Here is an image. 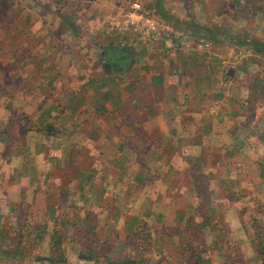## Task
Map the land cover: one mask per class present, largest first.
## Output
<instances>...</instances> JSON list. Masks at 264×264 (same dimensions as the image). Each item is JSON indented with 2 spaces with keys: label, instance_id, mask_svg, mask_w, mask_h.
Returning a JSON list of instances; mask_svg holds the SVG:
<instances>
[{
  "label": "rangeland",
  "instance_id": "374dc122",
  "mask_svg": "<svg viewBox=\"0 0 264 264\" xmlns=\"http://www.w3.org/2000/svg\"><path fill=\"white\" fill-rule=\"evenodd\" d=\"M158 2L159 0H0V129H9L7 116L11 112L10 104L16 97L19 100L18 97L22 94L31 96L46 82L61 85L55 97L54 94L49 97L51 90L45 89L47 99L55 100L62 115V120L56 119L53 123L45 124L44 129L48 132L53 127L52 132L50 131L52 135L57 132L67 135L70 129L78 127L77 119H82L81 123L83 119L89 123L99 118L108 120L111 116L105 113L106 105L116 104L122 96L126 97V101L130 100L131 104L134 97L140 98L142 116L145 117V107L154 101L153 93L156 91L161 96L164 95V88L152 83L150 75L156 71H165L168 64L174 61L175 53L179 57L199 56V67L202 70L216 63L214 89L222 81L230 82L228 84L241 90L239 92L244 94H239L236 103L239 108L249 111L246 112V116L249 113L246 120L254 117L253 110L258 113L259 105L264 108V52L253 48L255 42L264 41V0H160L174 17L214 27L219 35L217 39L195 36L185 28L175 29L172 26L174 23H168L158 14ZM137 4L139 6H135ZM240 39L248 43H237ZM168 41L173 45L167 46ZM113 47L124 49L127 57L124 73L106 71L104 67V57ZM211 55L215 58L214 61L209 59ZM184 64L190 68L192 66L188 58H185ZM38 72L45 73L40 84ZM28 73H33L31 79H28L29 84L27 78V81L24 79ZM2 106H5L4 109ZM111 114L116 117L115 111H111ZM72 119L75 122L71 124ZM256 125L258 126L250 129L246 127L251 125L245 128L247 132L252 130L264 138V126ZM82 128L99 134L91 125H84ZM127 142L128 140L123 144L128 151V145L140 147L138 142ZM105 144L104 141H98L95 143L96 150H104ZM110 147L112 150L113 145ZM254 148L257 149V146ZM131 150L133 152L134 149ZM130 155L131 158L128 159ZM262 155V152L255 150L251 166L249 160L245 161V156L238 157L235 161L237 165L241 163L239 168H242H238V173H246L241 176L245 178L246 184L244 188L235 190V193L224 192L240 201L236 208L240 211L247 231L248 244L231 236L224 208L217 211V207H214L212 212L210 204L203 206L200 212L203 220L200 224L207 226L205 234L195 230L197 223L193 219L185 223L188 236L199 240L197 242L194 239L197 246L191 244L187 235H182L184 237L179 239V243H187L184 246L188 251L185 257L193 261L191 264H212L213 260L216 261L215 264H264ZM133 157L134 153L128 152L125 160L133 165ZM249 157L248 155V159ZM244 164L248 166L245 171ZM202 191L200 193L209 201L208 191ZM71 211V216H62L63 221L72 217L81 218V213L76 209ZM125 216L128 220L129 214L126 213ZM86 219L82 223L77 221L76 225L74 222L71 224V221L61 222L56 227L65 236L62 248L67 255V262L64 264L71 263L67 247L78 244L82 247L81 251H93L96 256L97 260L95 257L93 260L81 259L85 264H118L119 261L122 264H177L181 261L183 255L180 254V244H175L172 235L170 239L165 237L167 232L172 234V227L169 229L166 225L162 229L160 225L151 226L147 222L134 226L127 223L124 226L129 229L126 230L128 237L125 240L127 250L123 254L117 252L111 256L107 252L115 242L113 234L116 231L123 233L122 223L113 220L99 222L97 215H93L91 220ZM211 227H215L218 234L215 240L211 238L214 232ZM66 229H70L71 234ZM181 232L182 229L179 233ZM13 243L9 250L6 248L5 253L0 254V264H46L42 259L51 255L49 249L44 252L35 251L34 247H38V243L33 238L21 237ZM50 244L49 241L45 242L46 246ZM166 248L175 251L174 255L171 252L166 254ZM227 248L230 250L222 252L218 259L214 251H224ZM76 251L77 248H72L71 252Z\"/></svg>",
  "mask_w": 264,
  "mask_h": 264
},
{
  "label": "crops",
  "instance_id": "0c3cea01",
  "mask_svg": "<svg viewBox=\"0 0 264 264\" xmlns=\"http://www.w3.org/2000/svg\"><path fill=\"white\" fill-rule=\"evenodd\" d=\"M166 44L173 45L169 41ZM185 58L192 62L191 68L184 64ZM198 58L179 57L175 53L174 61L165 71L150 75L152 83L164 88V95L153 93L154 101L145 107V117L140 98L134 97L131 104L122 96L116 104L106 105L105 113L111 116L108 120L99 118L89 123L83 119L81 123L82 119H77L78 127L70 129L67 135L61 132L52 135L44 129L47 122L62 120L60 107L53 98L47 99L45 90L49 88L48 96L55 97L61 85L46 82L33 95L22 94L19 100L16 97L7 116L9 129H0V254L21 237L35 239L38 243L35 251L51 252V246L45 242H50L59 223L71 221L76 225L93 215L98 216L99 222L122 223L123 233L113 234L116 239L107 252L111 256L127 250V223L134 226L147 222L162 229L167 225L173 230L172 234L166 233V238L172 235L177 244L182 235H187L191 244L197 246L199 240L188 236L185 223L193 219L197 223L195 230L205 234L207 226L200 224L203 220L200 212L209 204L212 212L214 207L217 211L224 208L231 236L248 244L247 231L236 208L240 201L224 192L235 193L246 184L241 177L246 173H238L242 169L241 163L237 165L235 161L238 157L245 156L251 166L258 150L264 159L263 136L246 130L256 124L264 126L261 111L264 108L259 105L258 113L253 110L254 117L246 120L249 111L236 103L241 90L222 81L214 89L216 63L202 70ZM209 59L215 60L212 55ZM237 59L241 61L240 57ZM32 74L28 73L24 79H31ZM38 74L40 84L45 73ZM111 111L116 112V117H112ZM84 125H91L99 134L83 129ZM126 140L127 144L138 142L140 147L128 145V151L123 144ZM98 141L106 142L104 150H96ZM128 152L134 153L133 165L125 160ZM243 167L245 171L248 166ZM204 189L209 201L201 194ZM73 209L81 213V218L63 221L62 216H71ZM211 230L214 231L211 238L215 240L217 231L215 227ZM66 232L71 234L70 229ZM201 238L204 240V235ZM179 244L183 256L177 264L193 263L185 257L187 243ZM72 248L77 251L72 253ZM81 248L79 244L67 247L70 264H85L79 258ZM166 250V254L174 255L175 251ZM229 250L214 252L219 259L222 252Z\"/></svg>",
  "mask_w": 264,
  "mask_h": 264
},
{
  "label": "trees",
  "instance_id": "16d2710c",
  "mask_svg": "<svg viewBox=\"0 0 264 264\" xmlns=\"http://www.w3.org/2000/svg\"><path fill=\"white\" fill-rule=\"evenodd\" d=\"M157 11L162 19H164L168 23H174L172 26L175 29L181 30L182 28H185L188 32H191L195 36H203V37L206 36L211 39H217L219 37L218 32H216V30L212 26L201 25V24L195 23L194 21H182L180 18L174 17L167 9L164 8L160 0L158 2ZM239 42L241 44L248 43V41H245V40H240ZM249 43H252V42H249ZM253 45H254L253 48L256 51L264 52V41L255 42ZM112 49H111L112 51L117 50L118 52L122 54L121 48L113 47ZM49 130L52 132L53 127H50ZM64 239H65V236L63 232H60L59 230L55 229L50 239V243H51L50 244L51 245L50 254L51 255L42 259V262H46V264H64L67 262V255L64 249L62 248V243ZM94 255L95 254L93 251H88L86 253V251L82 250L79 254V258H81L82 260H93L94 257L96 259V256ZM261 255H263V252H261ZM118 264H122V261L121 262L119 261ZM127 264H133V263L127 262Z\"/></svg>",
  "mask_w": 264,
  "mask_h": 264
},
{
  "label": "flooded vegetation",
  "instance_id": "af4514ba",
  "mask_svg": "<svg viewBox=\"0 0 264 264\" xmlns=\"http://www.w3.org/2000/svg\"><path fill=\"white\" fill-rule=\"evenodd\" d=\"M112 50H110L104 57V67L106 71L124 72L125 62L127 58L126 55L123 53L124 49H122V54L117 50Z\"/></svg>",
  "mask_w": 264,
  "mask_h": 264
},
{
  "label": "built area",
  "instance_id": "2783aa9c",
  "mask_svg": "<svg viewBox=\"0 0 264 264\" xmlns=\"http://www.w3.org/2000/svg\"><path fill=\"white\" fill-rule=\"evenodd\" d=\"M135 6H139V5L137 4V5H135Z\"/></svg>",
  "mask_w": 264,
  "mask_h": 264
}]
</instances>
